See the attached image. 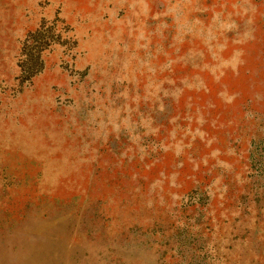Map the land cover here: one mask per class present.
<instances>
[{"label": "rangeland", "instance_id": "obj_1", "mask_svg": "<svg viewBox=\"0 0 264 264\" xmlns=\"http://www.w3.org/2000/svg\"><path fill=\"white\" fill-rule=\"evenodd\" d=\"M0 264H264V0H0Z\"/></svg>", "mask_w": 264, "mask_h": 264}]
</instances>
